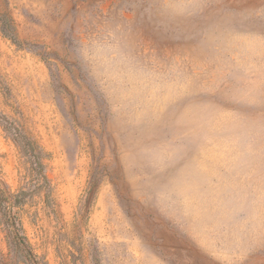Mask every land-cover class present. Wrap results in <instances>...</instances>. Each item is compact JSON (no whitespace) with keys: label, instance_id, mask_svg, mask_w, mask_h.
Instances as JSON below:
<instances>
[{"label":"rangeland","instance_id":"374dc122","mask_svg":"<svg viewBox=\"0 0 264 264\" xmlns=\"http://www.w3.org/2000/svg\"><path fill=\"white\" fill-rule=\"evenodd\" d=\"M0 264H264V0H0Z\"/></svg>","mask_w":264,"mask_h":264}]
</instances>
